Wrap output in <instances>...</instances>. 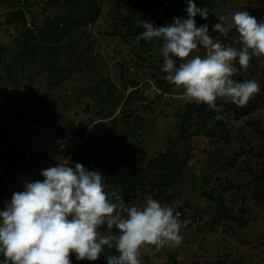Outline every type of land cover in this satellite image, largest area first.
Listing matches in <instances>:
<instances>
[{"label":"rangeland","instance_id":"rangeland-1","mask_svg":"<svg viewBox=\"0 0 264 264\" xmlns=\"http://www.w3.org/2000/svg\"><path fill=\"white\" fill-rule=\"evenodd\" d=\"M171 1L0 0V264H264V0Z\"/></svg>","mask_w":264,"mask_h":264},{"label":"trees","instance_id":"trees-1","mask_svg":"<svg viewBox=\"0 0 264 264\" xmlns=\"http://www.w3.org/2000/svg\"><path fill=\"white\" fill-rule=\"evenodd\" d=\"M181 1L177 0H173L171 1L172 5L176 8H180L183 6V4H181ZM199 3L201 5L204 4V0H184V5L188 8V6H191V9H193L192 15H191V24L189 26H185L186 30H190L189 35H191V32L193 33H206L209 34L212 38L214 39H219L221 37V30L220 27H217L213 24H211L209 21H206L205 16L203 14V11H198L196 4ZM199 12L198 16L195 17V13ZM79 16V15H78ZM94 21V17H93V13L92 10L89 9L87 11V13L85 15L80 13V18L78 17V19H64L62 20V22H60V25L62 26V32L60 37L63 34H67V32H69L72 28L79 26V25H87L91 22ZM145 25L143 22H141L138 27L136 28V32L137 33H143ZM203 29V32H201V30ZM26 32L28 33V37L33 38L34 35L37 36L40 33V30L36 29L35 27H33V25L29 24ZM44 47L40 48V52L41 55L43 54ZM175 53V52H173ZM39 54V53H38ZM50 61V60H49ZM215 104V103H214ZM216 105V104H215ZM200 108L206 110V112H208L207 109V104H203L200 106ZM233 109L236 113H238V116L240 117H244L245 115L249 114L251 112V110L253 109V105L250 106H241V108L239 109L238 107H236L235 105L233 106ZM82 238V239H81ZM83 245V236H80L79 240L76 243L75 246V250H74V254L77 255L78 259L80 260L81 263H83V253L82 250L80 249V247Z\"/></svg>","mask_w":264,"mask_h":264},{"label":"water","instance_id":"water-1","mask_svg":"<svg viewBox=\"0 0 264 264\" xmlns=\"http://www.w3.org/2000/svg\"><path fill=\"white\" fill-rule=\"evenodd\" d=\"M170 257H171L173 262H175V263L177 262V260H176V258L174 256L171 255Z\"/></svg>","mask_w":264,"mask_h":264},{"label":"clouds","instance_id":"clouds-1","mask_svg":"<svg viewBox=\"0 0 264 264\" xmlns=\"http://www.w3.org/2000/svg\"><path fill=\"white\" fill-rule=\"evenodd\" d=\"M175 257V256H174ZM176 258V257H175ZM177 260V259H176Z\"/></svg>","mask_w":264,"mask_h":264},{"label":"built area","instance_id":"built-area-1","mask_svg":"<svg viewBox=\"0 0 264 264\" xmlns=\"http://www.w3.org/2000/svg\"><path fill=\"white\" fill-rule=\"evenodd\" d=\"M29 24H30V23H29ZM29 24H28V25H29Z\"/></svg>","mask_w":264,"mask_h":264}]
</instances>
